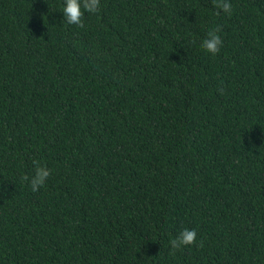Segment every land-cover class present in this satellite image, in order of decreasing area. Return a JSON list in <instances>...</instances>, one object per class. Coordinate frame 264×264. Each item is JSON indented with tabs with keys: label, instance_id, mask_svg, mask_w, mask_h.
Listing matches in <instances>:
<instances>
[{
	"label": "trees",
	"instance_id": "obj_1",
	"mask_svg": "<svg viewBox=\"0 0 264 264\" xmlns=\"http://www.w3.org/2000/svg\"><path fill=\"white\" fill-rule=\"evenodd\" d=\"M230 3L0 0V264H264V0Z\"/></svg>",
	"mask_w": 264,
	"mask_h": 264
},
{
	"label": "clouds",
	"instance_id": "obj_2",
	"mask_svg": "<svg viewBox=\"0 0 264 264\" xmlns=\"http://www.w3.org/2000/svg\"><path fill=\"white\" fill-rule=\"evenodd\" d=\"M214 7L217 9L216 15H221V12L231 15L232 4L230 0H213ZM101 0H64V7L62 12L64 14V21L69 25H77L80 28L84 27L83 17L85 12L97 13L100 9ZM83 9V10H82ZM222 31L221 26L217 25L207 33V38L202 42L201 47L212 55H216L220 52L223 45V40L219 33ZM35 165V174L29 178L25 175L22 177L23 181H29L33 192L39 191L45 185L48 177L51 175V170L46 166H41L39 161H33ZM197 232L195 229L184 228L174 239L169 241L171 247V255L184 247L196 244ZM203 247L201 241L198 245Z\"/></svg>",
	"mask_w": 264,
	"mask_h": 264
}]
</instances>
